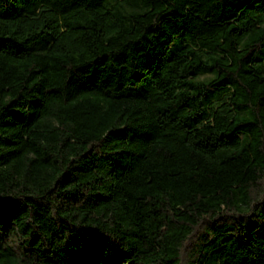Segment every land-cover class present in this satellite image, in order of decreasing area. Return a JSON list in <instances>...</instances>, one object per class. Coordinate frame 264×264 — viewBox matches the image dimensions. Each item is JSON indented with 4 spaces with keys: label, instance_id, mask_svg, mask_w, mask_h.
Returning a JSON list of instances; mask_svg holds the SVG:
<instances>
[{
    "label": "trees",
    "instance_id": "trees-1",
    "mask_svg": "<svg viewBox=\"0 0 264 264\" xmlns=\"http://www.w3.org/2000/svg\"><path fill=\"white\" fill-rule=\"evenodd\" d=\"M0 264H264V0H0Z\"/></svg>",
    "mask_w": 264,
    "mask_h": 264
}]
</instances>
